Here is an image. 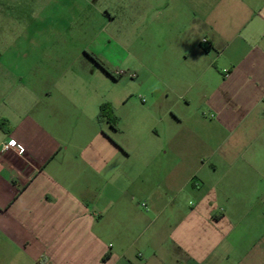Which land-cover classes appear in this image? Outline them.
Returning a JSON list of instances; mask_svg holds the SVG:
<instances>
[{
  "label": "crops",
  "instance_id": "0c3cea01",
  "mask_svg": "<svg viewBox=\"0 0 264 264\" xmlns=\"http://www.w3.org/2000/svg\"><path fill=\"white\" fill-rule=\"evenodd\" d=\"M151 1L184 102L154 133L108 74L0 62V264H264V0Z\"/></svg>",
  "mask_w": 264,
  "mask_h": 264
},
{
  "label": "rangeland",
  "instance_id": "374dc122",
  "mask_svg": "<svg viewBox=\"0 0 264 264\" xmlns=\"http://www.w3.org/2000/svg\"><path fill=\"white\" fill-rule=\"evenodd\" d=\"M163 8L151 0H0V62L16 59L24 71L50 66L56 78L62 73L107 77L88 60L93 54L111 74L123 73L95 81L102 101L137 117L150 108L146 116L154 133L161 118L184 103L165 85V58L175 51L162 45Z\"/></svg>",
  "mask_w": 264,
  "mask_h": 264
},
{
  "label": "trees",
  "instance_id": "16d2710c",
  "mask_svg": "<svg viewBox=\"0 0 264 264\" xmlns=\"http://www.w3.org/2000/svg\"><path fill=\"white\" fill-rule=\"evenodd\" d=\"M89 58L98 66L100 67L104 72H106L109 76H111L112 78H116L113 74H111L107 68L105 67L104 63L95 55L93 54H89ZM110 108L109 105H102L100 108V114H99V119L102 120L103 118H107L108 121L112 124V126L114 127V124L112 123L114 121V119L111 118L112 113L111 111H109L108 109ZM0 127L2 129H5V123L4 121L0 122Z\"/></svg>",
  "mask_w": 264,
  "mask_h": 264
},
{
  "label": "built area",
  "instance_id": "2783aa9c",
  "mask_svg": "<svg viewBox=\"0 0 264 264\" xmlns=\"http://www.w3.org/2000/svg\"><path fill=\"white\" fill-rule=\"evenodd\" d=\"M206 42H207V40L204 39V40H203V43H206ZM116 75H117V76H122L123 73H117ZM131 77L134 78L135 75H132ZM10 148L15 149V150H16L17 152H19V153H21V152L23 151V149H22L21 147L17 146L16 143H15L14 141H11V142L8 143L7 145H4V146H3V150H8V149H10Z\"/></svg>",
  "mask_w": 264,
  "mask_h": 264
}]
</instances>
